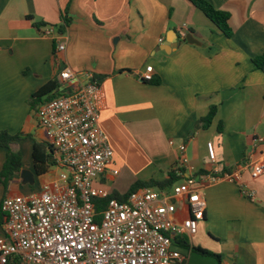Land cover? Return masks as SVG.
Listing matches in <instances>:
<instances>
[{
	"label": "crops",
	"instance_id": "crops-1",
	"mask_svg": "<svg viewBox=\"0 0 264 264\" xmlns=\"http://www.w3.org/2000/svg\"><path fill=\"white\" fill-rule=\"evenodd\" d=\"M208 1L230 12L231 37L189 0H0V132L19 136L10 148L22 157L19 175L7 186L0 182V233L6 196L40 191L59 176L53 162L41 174L35 167V143L49 144L36 116L48 96H33L64 67L91 73L105 89L100 125L114 157L102 183L110 193L166 179L178 165L180 143L204 173L231 171L246 156L264 154V143L252 147L264 133V71L253 61L264 52V0ZM64 17L69 23L60 35ZM183 31L201 44H177ZM56 37L65 50L54 51ZM148 65L159 83L141 78ZM212 106L217 112L205 126ZM209 141L216 162L209 158ZM7 153L0 145V171ZM24 168L32 182L22 178ZM204 193L205 217L196 235L173 239L171 249L181 258L172 264H264V174L254 178L244 171L240 183L224 179ZM188 216L179 201L176 217ZM8 264L28 263L13 256Z\"/></svg>",
	"mask_w": 264,
	"mask_h": 264
},
{
	"label": "built area",
	"instance_id": "built-area-1",
	"mask_svg": "<svg viewBox=\"0 0 264 264\" xmlns=\"http://www.w3.org/2000/svg\"><path fill=\"white\" fill-rule=\"evenodd\" d=\"M46 33L54 32L49 28ZM182 34L185 37V31ZM65 48L64 42H57L56 52ZM153 76L152 65L141 74L145 81ZM59 77L62 93L42 102L36 116L60 173L40 191L3 199L0 264H8L13 256L28 264H172L173 258H181L171 249L173 239L196 235L205 217L207 185L224 179L240 183L244 171L254 178L264 174V154L246 156L229 172L215 168L198 173L190 164L186 144L180 143L179 162L174 167L177 183L171 188H139L125 201L111 198L98 212L94 199L111 194L102 178L114 157L100 125L101 112L107 106L106 92L91 73L82 76L64 67ZM263 143L264 133L253 138L252 147ZM207 149L216 162L212 141ZM241 187L250 197L255 196L245 185ZM179 201L185 202L189 211L183 219L176 217Z\"/></svg>",
	"mask_w": 264,
	"mask_h": 264
},
{
	"label": "trees",
	"instance_id": "trees-1",
	"mask_svg": "<svg viewBox=\"0 0 264 264\" xmlns=\"http://www.w3.org/2000/svg\"><path fill=\"white\" fill-rule=\"evenodd\" d=\"M194 6L199 8L214 24L221 30L223 34L227 37H231L233 34L232 26L230 25L231 14L227 10L218 9L216 8L210 1L208 0H189ZM69 23V19L67 17L63 18V24L57 26V32L60 35L65 34L66 26ZM43 25L42 23L37 24V26ZM57 37L54 38V51H56L57 45ZM56 56V53H55ZM256 66L264 71V52L253 59ZM97 79V78H96ZM98 80V79H97ZM145 81V80H144ZM149 83H159L160 78L158 76H153L151 80L145 81ZM62 82L60 77L55 78L54 80L50 81L46 85H44L38 92L34 94V98L38 99L42 96H48V99L54 98L62 93L61 90ZM47 99V100H48ZM217 112L216 106H212L210 111L206 117H204L203 121L205 126H209L212 123V120ZM19 136L11 135L7 131L0 132V145L8 148L7 159L5 164L0 171V182L3 183L5 186L15 177L19 175L20 168L22 166V157L20 152H15L11 150L10 146L13 141L18 139ZM47 149L50 152H47ZM34 162L36 170L39 174L44 173L47 171L48 166L52 163L51 156H52V147L50 144H43V143H35L34 146ZM205 171L199 170L198 173H204ZM225 172H229L226 170ZM179 180V176L175 172V170L169 171V175L166 179L158 181L153 178L147 181H137L135 182L130 189L124 193L120 194L119 192L113 191L107 197H97L94 199L95 202V209L96 211L100 212L107 207V204L111 198H116L120 201H125L129 197L130 193L142 188V187H157V188H171L177 181ZM184 245H187L184 243ZM196 250L208 254L214 255L219 258V255L214 253L208 252L200 247H197Z\"/></svg>",
	"mask_w": 264,
	"mask_h": 264
},
{
	"label": "water",
	"instance_id": "water-1",
	"mask_svg": "<svg viewBox=\"0 0 264 264\" xmlns=\"http://www.w3.org/2000/svg\"><path fill=\"white\" fill-rule=\"evenodd\" d=\"M183 41L189 42L191 44H197V45L201 44V42L191 32L187 33L184 38H182L181 40L178 41L177 44H180ZM21 176L25 181H31L32 182L34 179L33 173L26 168L21 170Z\"/></svg>",
	"mask_w": 264,
	"mask_h": 264
},
{
	"label": "rangeland",
	"instance_id": "rangeland-1",
	"mask_svg": "<svg viewBox=\"0 0 264 264\" xmlns=\"http://www.w3.org/2000/svg\"><path fill=\"white\" fill-rule=\"evenodd\" d=\"M24 194H27L26 192H23Z\"/></svg>",
	"mask_w": 264,
	"mask_h": 264
}]
</instances>
